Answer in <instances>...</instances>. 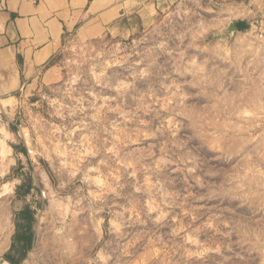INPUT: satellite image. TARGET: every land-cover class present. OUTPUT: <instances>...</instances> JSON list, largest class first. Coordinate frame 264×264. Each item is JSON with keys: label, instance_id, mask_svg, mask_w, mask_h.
Segmentation results:
<instances>
[{"label": "rangeland", "instance_id": "374dc122", "mask_svg": "<svg viewBox=\"0 0 264 264\" xmlns=\"http://www.w3.org/2000/svg\"><path fill=\"white\" fill-rule=\"evenodd\" d=\"M254 5L178 0L72 36L57 81L0 106V264L26 205L22 264H264V38L225 32Z\"/></svg>", "mask_w": 264, "mask_h": 264}, {"label": "crops", "instance_id": "0c3cea01", "mask_svg": "<svg viewBox=\"0 0 264 264\" xmlns=\"http://www.w3.org/2000/svg\"><path fill=\"white\" fill-rule=\"evenodd\" d=\"M176 1L0 0V106L12 109L26 88L57 81L54 59L68 38L90 39L118 31L135 13L169 8ZM253 3L233 20L238 33L248 30L255 12L264 8V0Z\"/></svg>", "mask_w": 264, "mask_h": 264}, {"label": "trees", "instance_id": "16d2710c", "mask_svg": "<svg viewBox=\"0 0 264 264\" xmlns=\"http://www.w3.org/2000/svg\"><path fill=\"white\" fill-rule=\"evenodd\" d=\"M25 150L26 148L23 147ZM26 151V150H25ZM19 189H26L24 192L19 193V198H22L30 193L31 182L28 180L19 186ZM20 218L16 222V230L12 238L10 249L4 254L5 259L12 264H22L27 258L29 251L33 247L34 230L33 225L35 222V212L26 205L20 211Z\"/></svg>", "mask_w": 264, "mask_h": 264}, {"label": "built area", "instance_id": "2783aa9c", "mask_svg": "<svg viewBox=\"0 0 264 264\" xmlns=\"http://www.w3.org/2000/svg\"><path fill=\"white\" fill-rule=\"evenodd\" d=\"M248 32L254 34L256 37L264 38V14L262 17L254 18L251 21Z\"/></svg>", "mask_w": 264, "mask_h": 264}, {"label": "water", "instance_id": "95a60500", "mask_svg": "<svg viewBox=\"0 0 264 264\" xmlns=\"http://www.w3.org/2000/svg\"><path fill=\"white\" fill-rule=\"evenodd\" d=\"M237 31V26H236V23L235 21H231L228 26L225 28V32L227 34H234L235 32ZM12 264L10 263L8 260H5L4 264Z\"/></svg>", "mask_w": 264, "mask_h": 264}, {"label": "bare ground", "instance_id": "6f19581e", "mask_svg": "<svg viewBox=\"0 0 264 264\" xmlns=\"http://www.w3.org/2000/svg\"><path fill=\"white\" fill-rule=\"evenodd\" d=\"M6 264H8V263H6Z\"/></svg>", "mask_w": 264, "mask_h": 264}]
</instances>
